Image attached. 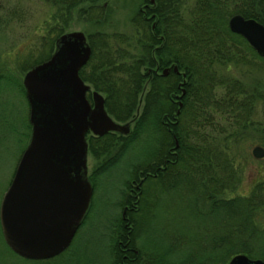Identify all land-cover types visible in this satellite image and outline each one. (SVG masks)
<instances>
[{
  "label": "trees",
  "instance_id": "16d2710c",
  "mask_svg": "<svg viewBox=\"0 0 264 264\" xmlns=\"http://www.w3.org/2000/svg\"><path fill=\"white\" fill-rule=\"evenodd\" d=\"M46 1L56 10L47 20V32L40 34L41 50L24 60L20 65L22 72L51 55L55 39L64 32V26L57 22H68L75 9L87 22L104 21L99 0ZM181 3V0H155L152 9L147 7L155 12L153 16L136 11L132 35L100 30L86 35L91 55L79 70L80 77L104 96L110 116L120 122H132L126 136L111 132L87 136L88 151L97 158L118 146L116 159L102 162L90 179L93 181L94 174L108 168L128 148L143 143V163L129 166V179L143 176L138 197L134 198L137 202L134 213L129 209L126 212L132 227L116 225L111 229L110 246L114 254L111 264H227L237 253L264 260V184L262 180L256 181L248 193L237 192V172L225 154L229 151L226 144L231 143L227 131L230 126L235 132L247 127L254 98L243 83L225 73L236 65L254 66L257 60L264 65V59L247 41L230 31L228 19L238 13L264 25V0H194L188 10H183ZM119 43H127L136 49V54ZM173 66L179 73L172 70ZM153 67L158 71L166 67L171 70L167 75L145 72ZM5 78L8 87H19L16 89H20L27 108L21 83L11 76ZM182 79L185 92L178 109L175 98L181 94L178 82ZM141 94L143 103L137 115ZM86 96L91 102L90 91ZM169 119L177 121L167 125ZM221 119L226 124H220L224 122ZM25 122L30 129L27 115ZM225 134L228 139L221 144L220 136ZM175 139L177 154L171 160ZM232 140L236 141L235 135ZM215 154L217 158L213 157ZM150 155L154 159L152 165ZM164 160L167 163L161 168ZM166 176L169 177L164 185L162 179ZM129 179L123 184L122 210L131 202L127 198ZM154 184L158 187L155 192L165 191L167 186L175 193L186 189L191 194L189 206L186 205L188 212L191 214L192 206L198 204V214L214 217L206 238L201 236L198 242L196 238L179 237L172 230L164 231V226L157 227L155 211L148 207L151 203L147 199L154 192L151 190ZM86 219L87 216L80 227ZM144 247L151 253H145Z\"/></svg>",
  "mask_w": 264,
  "mask_h": 264
},
{
  "label": "rangeland",
  "instance_id": "374dc122",
  "mask_svg": "<svg viewBox=\"0 0 264 264\" xmlns=\"http://www.w3.org/2000/svg\"><path fill=\"white\" fill-rule=\"evenodd\" d=\"M181 2L182 8H185L183 10H188L192 7L194 0H181ZM98 4L102 6V15H104L102 23L85 21L75 9L71 12V18L68 22L59 20L57 24L64 26V32L80 30L87 35L100 30L108 34L132 35L135 31L132 18L136 11L141 10L148 16L155 15V12L150 11L155 4V0H99ZM147 7L151 9L148 10ZM55 10L56 7L46 0H0V76H4V78H0V203L12 180L21 152L28 142L31 129L27 127L25 122V115L28 116L29 113V107L26 108V100L20 89H16L18 86L8 87L5 84V77H14L17 82L21 83L26 71L22 72L20 65L31 54L41 50L40 34L47 32V20ZM155 21H152V24H155ZM119 46L126 49L131 48V53L136 54V49L127 46V43H119ZM261 64L257 60L253 64L254 66L236 65L225 73L229 78L243 83L245 88L248 89V93L254 97L252 98L253 103L247 127L237 128L235 132L230 126L227 131V134L231 137L229 139L231 143L226 144L229 151L225 154H228L227 159L235 166L237 172L238 184L236 190L244 194L248 193L251 185L256 181L262 180L261 182L264 184V157L257 158L252 153L256 146L264 149V65ZM151 70L157 71L159 74H162L163 71V69L158 71L157 67H153L146 69L145 72L148 74L151 73ZM184 82V79L178 82V88H180V91L182 90L181 94L175 93V101L179 103L178 109L182 106L180 102L185 92ZM146 87L147 85H145L144 90ZM141 99L142 94L136 111L137 115L142 108L143 101ZM178 112L179 110L176 113L178 114ZM221 120L224 122L220 124H226L225 120ZM176 121V119H169L165 123L169 125L176 123ZM131 125L132 122L130 128ZM233 135H235L236 141L232 140ZM227 139L226 134L221 135V144ZM175 140V145L171 146L169 155L172 156L171 160L177 154L175 149L178 147V140ZM149 144L152 145V139L149 140ZM142 145L143 143L134 144V147L128 148L108 168L97 175L94 174L93 181L90 176L95 173L102 162L112 161L115 158L118 146L112 147L109 152L101 154L98 158L88 151L87 171L93 185L91 204L86 215V223L79 230L77 229L71 241L72 247L69 250L60 253L61 256L50 261L24 259L9 249L3 240L0 229V264H111L114 259L113 249L110 246L109 235L111 229H113V226L117 227L116 225L129 229L132 227L126 212L128 209L131 212L135 209L137 202L135 203L134 198L138 197L143 176L139 175L138 179H129V166L138 162L143 163ZM213 157L217 158L218 155L215 154ZM148 160L150 161L149 164L152 165V162H154L152 155L148 157ZM168 177L162 179L164 185ZM126 179H129V187L126 188L129 194L127 198H130L131 202L124 205L122 210L120 203L123 200L122 189ZM152 189H154V192L147 195V199L151 203L148 207L152 212L155 211L154 222L159 229L164 226V231L172 230L179 237L196 238L198 242L201 236H203L202 238L207 237V231L211 230L214 217L211 214H198V204L192 206L193 211L191 210L190 214L186 205L189 206L187 200L191 198V194L186 193V189L181 188L180 192L175 193L170 186H167L165 191L155 192L158 189L155 184L151 186ZM180 193L185 195L180 198L178 196ZM262 212H264V206ZM195 247L197 245L194 246V249H196ZM122 249H125V247H122ZM145 249L148 248L144 247L143 251L145 253H151L148 250L145 251Z\"/></svg>",
  "mask_w": 264,
  "mask_h": 264
},
{
  "label": "water",
  "instance_id": "95a60500",
  "mask_svg": "<svg viewBox=\"0 0 264 264\" xmlns=\"http://www.w3.org/2000/svg\"><path fill=\"white\" fill-rule=\"evenodd\" d=\"M228 27L264 59L263 24L237 13L228 19ZM90 55L86 34L67 31L55 39L51 55L22 77L31 129L0 203V229L9 249L24 259L60 254L84 220L93 191L87 171V133L127 135L131 130V122L113 119L103 95L80 77ZM170 70L166 67L162 75ZM172 70L179 73L176 66ZM252 153L264 157L260 146ZM227 264H264V260L238 253Z\"/></svg>",
  "mask_w": 264,
  "mask_h": 264
},
{
  "label": "flooded vegetation",
  "instance_id": "af4514ba",
  "mask_svg": "<svg viewBox=\"0 0 264 264\" xmlns=\"http://www.w3.org/2000/svg\"><path fill=\"white\" fill-rule=\"evenodd\" d=\"M168 161H170L169 159H168ZM166 162H167V160H164V162L162 163V167L166 164ZM153 163V162H152ZM149 174H151V175H153L154 173L153 172H149ZM70 248H66L63 252H65V251H67V250H69ZM63 252H61V253H63ZM59 256H61L60 254H58V255H56V256H54V257H51V258H47V259H41V260H34V261H50V260H53V259H56L57 257H59Z\"/></svg>",
  "mask_w": 264,
  "mask_h": 264
}]
</instances>
